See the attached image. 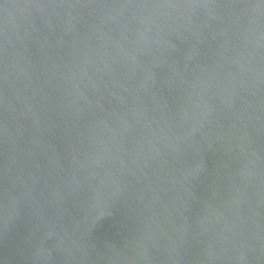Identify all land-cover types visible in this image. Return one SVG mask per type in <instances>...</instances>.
Instances as JSON below:
<instances>
[{
  "label": "water",
  "instance_id": "95a60500",
  "mask_svg": "<svg viewBox=\"0 0 264 264\" xmlns=\"http://www.w3.org/2000/svg\"><path fill=\"white\" fill-rule=\"evenodd\" d=\"M0 264H264V0H0Z\"/></svg>",
  "mask_w": 264,
  "mask_h": 264
}]
</instances>
